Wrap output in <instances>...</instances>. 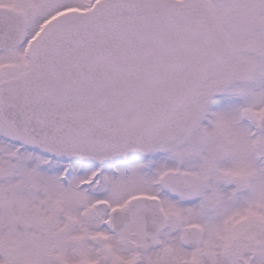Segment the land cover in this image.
<instances>
[{
    "label": "snow or ice",
    "instance_id": "6c2138e0",
    "mask_svg": "<svg viewBox=\"0 0 264 264\" xmlns=\"http://www.w3.org/2000/svg\"><path fill=\"white\" fill-rule=\"evenodd\" d=\"M0 264H264V0H0Z\"/></svg>",
    "mask_w": 264,
    "mask_h": 264
}]
</instances>
